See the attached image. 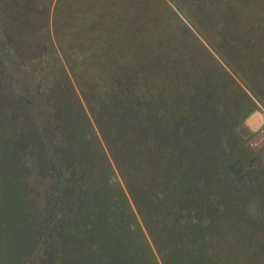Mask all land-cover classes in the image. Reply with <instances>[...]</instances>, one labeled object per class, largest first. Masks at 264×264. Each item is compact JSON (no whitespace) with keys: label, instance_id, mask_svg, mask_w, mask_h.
Returning <instances> with one entry per match:
<instances>
[{"label":"trees","instance_id":"16d2710c","mask_svg":"<svg viewBox=\"0 0 264 264\" xmlns=\"http://www.w3.org/2000/svg\"><path fill=\"white\" fill-rule=\"evenodd\" d=\"M258 110L264 0H0V264H264Z\"/></svg>","mask_w":264,"mask_h":264},{"label":"water","instance_id":"95a60500","mask_svg":"<svg viewBox=\"0 0 264 264\" xmlns=\"http://www.w3.org/2000/svg\"><path fill=\"white\" fill-rule=\"evenodd\" d=\"M223 146L228 154L231 153V147L226 139L222 140ZM240 159L236 158L228 165V170L233 175V181L240 185L243 190L250 192L251 188V179L246 171L243 170L240 165ZM248 214L254 218L256 222L264 221V210L260 208V203L257 198H254L251 202L248 203L246 208Z\"/></svg>","mask_w":264,"mask_h":264},{"label":"rangeland","instance_id":"374dc122","mask_svg":"<svg viewBox=\"0 0 264 264\" xmlns=\"http://www.w3.org/2000/svg\"><path fill=\"white\" fill-rule=\"evenodd\" d=\"M253 117L257 119V123L251 122ZM244 126L245 128L241 130V133L248 141L250 148L254 151L264 150V111L254 112L246 119Z\"/></svg>","mask_w":264,"mask_h":264}]
</instances>
